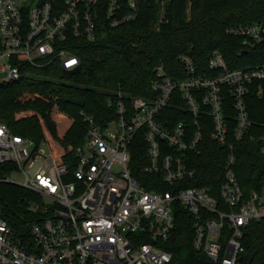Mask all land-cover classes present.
<instances>
[{"label": "built area", "instance_id": "obj_1", "mask_svg": "<svg viewBox=\"0 0 264 264\" xmlns=\"http://www.w3.org/2000/svg\"><path fill=\"white\" fill-rule=\"evenodd\" d=\"M138 15L137 0H0V81H17L31 75L29 67L54 62L74 69L81 58L72 37L95 39ZM227 33L245 49L264 47L263 20L232 25ZM181 58L184 78L171 77L163 64L156 67L154 97L136 96L129 107L119 87L110 102L114 118L102 124L86 115L84 141L67 162L51 146L44 149L49 142L17 134L0 120V164L22 176L17 181L3 174L0 182L39 197L30 201L39 215L29 221L28 234L0 212V264H168L177 202L194 218V248L220 264H238L245 227L264 218V187L246 195L235 171L236 145L253 125L248 96L252 89L264 96V61L230 68L214 50L209 66L217 73L207 76L198 74L190 55ZM227 89L237 112L234 125L224 104ZM171 102L192 120L165 125L160 114ZM139 133L146 143L143 180L131 167L130 149ZM207 133L228 149L220 197L185 183L196 176L194 153L202 150Z\"/></svg>", "mask_w": 264, "mask_h": 264}, {"label": "trees", "instance_id": "obj_2", "mask_svg": "<svg viewBox=\"0 0 264 264\" xmlns=\"http://www.w3.org/2000/svg\"><path fill=\"white\" fill-rule=\"evenodd\" d=\"M39 1L61 4V0ZM137 2L139 15L135 20L105 29L95 39L71 38L73 51L81 58L78 67L63 69L59 62L44 67L31 66V75L14 82H0V120L17 134L38 143L49 142L60 160L67 162L84 141L85 116H93L102 124L114 118L116 109L110 102L116 100L119 87L123 88L129 107L136 96L154 97L157 92L152 81L159 65L163 64L171 77L181 79L187 75L181 58L184 54L193 58L198 74L207 76L217 73L209 66L214 50L223 53L230 68L264 61L263 46L245 49L241 47L240 38L227 33V28L235 24L264 21V0ZM224 104L227 117L234 125L237 112L229 89L225 92ZM248 109L253 125L249 135L236 145L235 164L246 195L264 187L261 138L264 135V96L258 97L255 89L248 96ZM161 116L168 126L170 120L173 123L184 117L192 120L185 108L177 107L173 102L162 111L160 119ZM48 118L56 123V135L48 125ZM202 119L209 121V118ZM205 140L202 150L194 153L198 168L196 176L185 183L206 186L213 195L220 197L228 149L216 143L210 133L206 134ZM130 151L133 173L143 180L147 177L142 172L146 162L143 134H138ZM7 173L9 170L0 164V175ZM167 188L170 186L165 185L164 189ZM38 198L22 186L0 182V212L22 234H28L29 221L38 218L39 214L29 207L31 199ZM175 211L176 227L167 241L173 260L168 264H220L194 248V218L188 209L177 202ZM243 246L238 264H264V218L252 220L245 227Z\"/></svg>", "mask_w": 264, "mask_h": 264}, {"label": "rangeland", "instance_id": "obj_3", "mask_svg": "<svg viewBox=\"0 0 264 264\" xmlns=\"http://www.w3.org/2000/svg\"><path fill=\"white\" fill-rule=\"evenodd\" d=\"M60 114H61V116H64V118H67V116L64 115L63 112H60ZM60 131H62V128H60ZM42 146H43L44 149L47 150V151H49L50 146H51V148H52V145H51L50 143H44ZM52 149H53V148H52ZM9 174L11 175V178H12V179H15V180H17V181H21V179H22V176H21L20 174H18V173H11V172H9Z\"/></svg>", "mask_w": 264, "mask_h": 264}, {"label": "water", "instance_id": "obj_4", "mask_svg": "<svg viewBox=\"0 0 264 264\" xmlns=\"http://www.w3.org/2000/svg\"><path fill=\"white\" fill-rule=\"evenodd\" d=\"M47 121H48V125H49L51 131L53 132L54 135H56L57 134L56 123L51 118H48Z\"/></svg>", "mask_w": 264, "mask_h": 264}]
</instances>
